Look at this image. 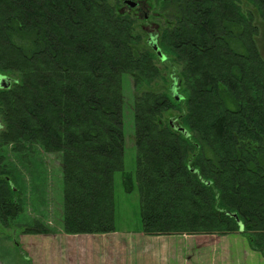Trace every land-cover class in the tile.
<instances>
[{"label":"trees","instance_id":"obj_1","mask_svg":"<svg viewBox=\"0 0 264 264\" xmlns=\"http://www.w3.org/2000/svg\"><path fill=\"white\" fill-rule=\"evenodd\" d=\"M150 1L0 0V79L10 82L0 88L3 227L24 208L16 157L35 150L60 158L62 231L116 232L115 174L127 194L135 188L124 170L123 80L139 92L160 60L128 12ZM153 1L163 20L154 42L181 79L134 100L142 233H239L264 257V0ZM169 111L178 116L165 123ZM28 232L54 233L40 222Z\"/></svg>","mask_w":264,"mask_h":264},{"label":"rangeland","instance_id":"obj_2","mask_svg":"<svg viewBox=\"0 0 264 264\" xmlns=\"http://www.w3.org/2000/svg\"><path fill=\"white\" fill-rule=\"evenodd\" d=\"M149 3L151 8L141 9L140 7V9H136L137 12H128L132 13L133 16L136 15L139 19L137 29L143 36V47H145L150 37L158 36L160 26L163 24L162 18H159L156 12L154 1L152 0ZM248 9L254 14L256 21L259 22V17L254 8L249 6ZM259 46L264 56L263 33L259 39ZM156 64L159 70L158 75L151 80V83L148 84L149 81L143 83V87L139 92L135 89L136 85L131 75H126L123 80L125 98L124 170L134 177L135 188L131 194H127L122 183V173L115 174L116 232L141 231L142 233L141 202L136 180L137 148L135 145L134 100L139 93L146 91L170 92L173 83L171 75L179 77L175 64L164 63L158 59ZM177 116V112L169 111L164 114L163 121L167 123ZM13 159L15 160L14 156ZM16 159L15 163L19 168L20 178L22 177L19 185L22 189L21 197L23 198L24 208L11 228H5L0 224V264H68L71 261H73L72 264H76L79 246L90 237L93 240V237H95L99 242L115 240L114 238L105 240L103 237H97L113 233L67 234L62 231L63 179L58 156L46 154L43 151L39 153L34 150L27 159H22L19 156ZM39 222L52 229L54 233L50 235L29 233L28 230L32 227L35 228ZM212 236L213 239H210ZM215 236L217 235L182 234L170 235V237L164 236L166 240L167 238L180 237V239H175L177 241L167 243L169 250L165 256L168 264L173 262V251L177 249L185 253L186 258L181 254L182 260H187L190 256H193L196 257V264H225V262L226 264H264L263 256H261L259 262L253 261L252 257L248 259L244 253L243 257L240 256L241 250H251L246 237L239 233L225 235L226 239H219V237L225 236L214 238ZM227 236H230V238L228 239ZM231 236H241L242 239H235ZM193 237L197 238L194 239ZM205 240L206 243H203Z\"/></svg>","mask_w":264,"mask_h":264},{"label":"crops","instance_id":"obj_3","mask_svg":"<svg viewBox=\"0 0 264 264\" xmlns=\"http://www.w3.org/2000/svg\"><path fill=\"white\" fill-rule=\"evenodd\" d=\"M97 237H103L105 240L114 238L115 240L99 242L95 237H93L94 240L90 239L92 237L89 238L90 240L87 238L88 240L79 246L76 264H168L165 256L169 250L167 243L170 244L172 241H177L175 239H180V237H172L166 240L164 236H147L141 231H121ZM227 237L230 238V236ZM231 237L242 239L241 236ZM210 239H213V236ZM219 239H226V236L219 237ZM203 243H206V240ZM177 250L173 251L174 257L171 264H196V257L190 256L187 260H182L181 254L185 257V253ZM243 253L248 259L252 257L253 261H261V254L252 249L241 250L239 253L241 257ZM72 263L73 261L68 262V264Z\"/></svg>","mask_w":264,"mask_h":264},{"label":"water","instance_id":"obj_4","mask_svg":"<svg viewBox=\"0 0 264 264\" xmlns=\"http://www.w3.org/2000/svg\"><path fill=\"white\" fill-rule=\"evenodd\" d=\"M125 4L128 5L132 9H134L138 6L137 3L133 2V1H126ZM150 45L153 47L154 51L157 52V55L160 58V60L164 62L166 60V57L162 54V52L160 51V49L158 47V44L156 42H154L153 38H151V40H150ZM9 84H10V82L8 79H6V78L0 79V88L8 87ZM172 96H174L177 101H180L182 99V97L179 96V94L177 93V90L174 87L172 90ZM173 127L178 129L180 132L186 134L185 129L177 128L176 126H173ZM242 231H243V227L241 226L240 232H242Z\"/></svg>","mask_w":264,"mask_h":264}]
</instances>
